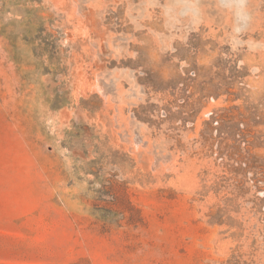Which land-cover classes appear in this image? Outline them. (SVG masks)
<instances>
[{
	"label": "rangeland",
	"instance_id": "1",
	"mask_svg": "<svg viewBox=\"0 0 264 264\" xmlns=\"http://www.w3.org/2000/svg\"><path fill=\"white\" fill-rule=\"evenodd\" d=\"M0 264H264V0H0Z\"/></svg>",
	"mask_w": 264,
	"mask_h": 264
}]
</instances>
